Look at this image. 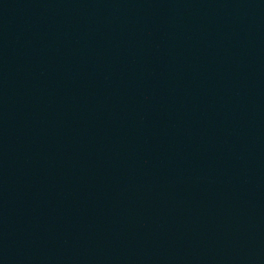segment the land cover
<instances>
[{"label":"water","instance_id":"obj_1","mask_svg":"<svg viewBox=\"0 0 264 264\" xmlns=\"http://www.w3.org/2000/svg\"><path fill=\"white\" fill-rule=\"evenodd\" d=\"M0 264H264V0H0Z\"/></svg>","mask_w":264,"mask_h":264}]
</instances>
